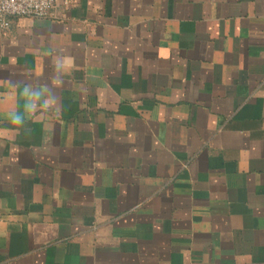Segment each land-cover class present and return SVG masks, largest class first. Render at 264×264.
<instances>
[{"label":"crops","instance_id":"0c3cea01","mask_svg":"<svg viewBox=\"0 0 264 264\" xmlns=\"http://www.w3.org/2000/svg\"><path fill=\"white\" fill-rule=\"evenodd\" d=\"M53 12L0 28V264H264V0Z\"/></svg>","mask_w":264,"mask_h":264},{"label":"built area","instance_id":"2783aa9c","mask_svg":"<svg viewBox=\"0 0 264 264\" xmlns=\"http://www.w3.org/2000/svg\"><path fill=\"white\" fill-rule=\"evenodd\" d=\"M76 0H0V28L9 25L12 16L54 15L59 6L69 7Z\"/></svg>","mask_w":264,"mask_h":264},{"label":"clouds","instance_id":"9594fccd","mask_svg":"<svg viewBox=\"0 0 264 264\" xmlns=\"http://www.w3.org/2000/svg\"><path fill=\"white\" fill-rule=\"evenodd\" d=\"M23 94L28 98L27 108L29 110L34 111L35 108L37 107L35 101L38 100L39 93L36 92V91L29 92V89L26 87ZM14 122L20 123L21 122L20 117L19 116H14Z\"/></svg>","mask_w":264,"mask_h":264}]
</instances>
